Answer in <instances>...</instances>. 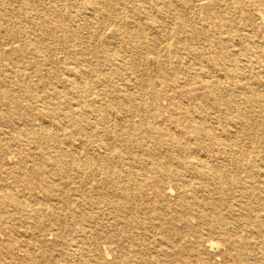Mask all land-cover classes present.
<instances>
[{
  "label": "bare ground",
  "instance_id": "1",
  "mask_svg": "<svg viewBox=\"0 0 264 264\" xmlns=\"http://www.w3.org/2000/svg\"><path fill=\"white\" fill-rule=\"evenodd\" d=\"M17 1L26 6L34 2ZM36 1L39 3L35 8L25 12L18 9L20 18L39 31L31 38L36 50L17 45L13 48L18 55L15 68H0L1 117L23 124L17 125L8 151L0 145V264H58L62 249L58 233L64 229L54 223L64 221L68 214L76 226L83 219L95 222L97 215L109 214V225L121 223L118 244L124 240L119 232L137 224L138 212L149 214L131 211L139 199L158 196L165 207L176 209L182 201L186 204L189 193L203 212L206 205L198 201L200 189L204 196L233 189L236 202L229 211L252 210L242 198L247 192L245 184L251 183L250 188L256 189L263 186L264 148L246 150L237 143L247 132L264 130V114L260 112L254 120L249 117L248 106L259 104L252 85L264 84V79L255 76L264 69V54H255L257 58L251 65L241 66L238 56L218 53L223 47L215 41L219 34L238 35L235 25L229 22L228 11L226 23L213 24L219 11L214 7L209 16L211 30L207 31L189 19L190 0H154V5L145 0L141 5L137 4L139 0H126V10L117 7L114 0H82L85 13L95 21L92 24H96L94 15L99 11L106 29L112 28L102 36L97 29L89 31V24L82 27L83 13L74 14L78 19L67 17L58 8L60 0ZM2 2L0 6H4ZM218 3L213 0L212 5ZM223 4L227 8L234 4L243 10L241 30L249 34L248 44L259 46L264 37V0H224ZM247 8L254 13V23L244 10ZM7 12H0V23L11 31L8 35L18 37L21 31L10 28L13 16ZM131 12L140 17H130ZM166 28L173 32L170 41ZM79 29H83V36L78 48L69 44V51L77 50V63L75 67H62L65 81L50 66L47 70L54 71L48 73L43 93L23 98L22 93H29L28 89L35 85L22 80L24 71L30 68L29 58L35 60L39 54L53 53L50 41L55 37L72 40L78 37ZM33 72L30 77L35 76ZM227 81L237 88H225ZM248 93H252V100H246ZM166 95V102L161 103ZM206 95H212L215 109L195 102L196 96ZM51 96L56 101L49 104ZM263 100L264 94L260 97L264 113ZM10 153L16 157L15 162L10 163ZM242 160L246 167L243 177L235 170ZM167 179L175 181L179 191L172 203L167 200L170 187L163 186ZM192 181L201 184L199 188ZM85 182L92 189L103 188L113 197L108 203L112 211H55L69 193L67 190L76 194ZM211 183L225 187L216 190ZM224 195L225 199L227 194ZM251 196L264 199L258 191ZM261 206L264 211V203ZM123 210H128L126 215ZM142 227L148 229L149 224ZM200 228L193 226L197 233L203 232ZM225 235L234 237L229 247L247 246L240 236L228 230ZM197 236L190 239V247H219L216 241ZM52 251H56L54 256ZM103 254L109 259L105 248Z\"/></svg>",
  "mask_w": 264,
  "mask_h": 264
},
{
  "label": "rangeland",
  "instance_id": "2",
  "mask_svg": "<svg viewBox=\"0 0 264 264\" xmlns=\"http://www.w3.org/2000/svg\"><path fill=\"white\" fill-rule=\"evenodd\" d=\"M2 1L4 6H0V8L3 7L5 12L8 11L7 13L13 16L11 17L13 20L10 22L12 23L10 25L13 27L10 28H16L14 29L15 31H21V35L20 33L18 34V37L8 35V32L11 31L5 28L4 23H0V68L14 69L18 55L17 52L13 51V48L18 45L21 47L24 46L25 50H27V48L36 50L31 38L39 35V31H35V25L25 20L23 17L20 18L18 9L21 11L23 10V12L26 10L28 11L35 8L39 1L33 0L34 2H30L28 6L17 0ZM41 1L46 2V0ZM145 1L148 2V5H154V0ZM124 2L125 3H123L122 0H114V4L117 7L126 10V0H124ZM143 3L142 0L137 2L138 5ZM212 3L213 0H190L189 4L191 6L187 13L190 17L189 19H191V22L196 24L197 27L210 31L211 26H209V16L214 11V7L219 11L216 14V18L214 20L212 19L214 21L213 24L226 23L227 19L225 18V14L226 11H228L231 15L229 22L232 25H235L238 35L227 36L225 32L224 34H219L221 36H219L217 40L215 39V41L223 47L219 48L220 52L218 53L221 55H231V57L238 56L241 66L251 65L250 63L252 59L257 58L255 54H264V37L260 38V41L262 42H259V46L248 44V41L251 40V38H249V34H244V30H241L243 26V10L234 6V4L227 8L223 4L224 0H219V3L214 6ZM58 6V8L69 18H75L76 16H74V14L76 12L83 13L80 16V19H83L81 20V25L83 27L84 24H89L87 28L89 31L97 29V33L103 36L104 34L109 33L110 29H112L111 27L106 29L105 25L102 23V13L99 11H97V16L94 15V17L97 18V22L96 24L93 23V25L92 22L95 21L89 19L88 14L85 13V5L82 3V0H60ZM4 10L0 12H4ZM150 10H152V8ZM244 10L249 16L248 18L251 22H255L256 18L254 13L249 8ZM132 11L137 10L135 9ZM15 15L18 18H16ZM129 16L134 18L140 17L136 12L129 13ZM76 18L78 19L79 17ZM166 21L167 20L165 19V22ZM20 28L23 29L21 30ZM82 31L83 29H79L77 32L78 37L72 38V40L55 37L50 41L52 44L50 45L55 50L53 53H38L39 55L35 60L29 58L28 62L30 63V68H27L24 71L26 73L22 80L25 82H33L35 85L34 88L28 89L29 93H22L23 98L43 93L45 90L43 83L48 81V73L54 71V68H51L49 71L47 70L50 66H54L55 71L59 74L58 77L65 81L66 71L63 73L62 67H75L74 65L77 63L74 62L77 50L69 51V44L72 43L74 44L73 48H78L79 45L77 44L83 36ZM166 31L168 38L170 37L168 39L170 41L173 32L171 28H166ZM22 32H24L23 35ZM91 41L93 42V39ZM20 42H22V44H20ZM47 42H49L48 39ZM224 42L225 45H223ZM227 42L229 44H227ZM157 49L161 50L159 47ZM2 53L6 55H2ZM45 58L48 59V62ZM31 71H34L33 73L35 76H29ZM1 76L3 75L1 74L0 78H2ZM255 76H258V79L263 80L264 69H261V71ZM50 80H53V77L50 78ZM229 84L230 82L227 81L224 84V87L229 89L237 88ZM252 87L255 89L256 98H258L259 104L257 107L248 106L250 107L249 117L254 118L255 120L258 118L257 116L260 112L262 115L264 114L262 111V103L260 101V97L264 94V84L261 83L258 85L255 83ZM197 94L199 95L198 92ZM251 94L252 93H248L246 100H252ZM167 98L168 95H166V98L163 97L161 103H165ZM236 99L239 102L241 101V98L236 97ZM55 101L56 99L51 96L49 104L54 103ZM187 101L191 103L193 102L191 97H188ZM195 102L202 104L205 103L207 106L212 105V109H215L212 95H206L205 97L200 98L196 96ZM49 104L47 109L50 108ZM2 110L3 106L0 105V113ZM49 115L53 117L54 114L49 113ZM229 118L233 119L230 116H227V119ZM232 124L234 123L232 122ZM17 125L21 127L23 124H21V122L18 124L12 120L2 119L0 114V145H2L6 151H8L13 144L12 137L19 128ZM62 127H65V125H61V128ZM58 132H61V130ZM87 132H89V130H87ZM247 133L249 134L243 135L241 140H238L237 145L245 147L246 150H262L264 148V130L257 134L253 132ZM258 135L260 137L259 140ZM76 137L81 138V136ZM90 138L92 137H88L89 140ZM8 156L10 157V163L15 162L16 157L13 153L8 154ZM240 163L237 164L238 166L235 170L239 171L240 176L243 177L246 170L245 160L240 161ZM223 171L224 170H220L219 173H222V175L226 173L227 175V172L225 171L224 173ZM193 184L198 188L201 185L196 182H193ZM211 184L216 190L225 187L221 184ZM207 185L210 184L207 183ZM251 185V183L245 184V188H247L245 191L247 192L244 193L245 197L242 198L243 201L246 203L248 202L251 206V211H229V208L233 206L232 203L236 202L232 197L233 189L224 191L227 194L225 199L223 198V196H225L224 192L218 191L209 196H204L203 190L200 189L199 194L201 195V200L198 201L203 200L206 205L203 212L200 207L197 206V200L190 197L189 193L186 195V204L182 201L179 208L176 209L173 207H165L164 200L158 196L152 198V200L146 201L139 199L136 201L134 206L135 209L131 211H149V214L148 216L146 214L144 216L143 212H138L136 218L137 224L128 225L123 232H119L124 238L121 242L119 241L120 245L119 243L117 244V233L119 230L118 226L120 227L121 223L109 225L111 220L109 214L97 215L95 222L92 221V219H83L78 226L72 222L73 216L68 214V218L64 221L57 220L54 223L56 226L61 224L64 229L58 233L62 243L60 262L58 264H98L94 261H90L92 259H95L96 262H102L103 264H197V261L199 260V264H264V211H262L263 207L261 206V204L264 203V199L260 198L262 200H257L251 196L255 191H258V194L264 195V183L263 186L258 189L250 188ZM163 186L167 188L170 187L167 200L171 203L175 202L177 195L179 194L175 181L167 179ZM163 186L161 184V187ZM237 186L238 185H233V188H236ZM66 188L65 190H67ZM79 190L80 191L76 194H72L71 190H67L69 193L56 205V208H54L55 211H112L108 207V203L113 201V197L107 195L103 188L92 189L91 184L85 182ZM143 202H145V204ZM218 203L219 205L216 207V204ZM200 210L202 213L199 219L198 211ZM123 211L126 215L128 210ZM149 221H151V223ZM147 223L149 224V228H143L142 226ZM236 223H238V225ZM196 225L201 226L200 229L203 231L202 233H197L193 229V226ZM227 230L230 234H235V236L243 238L247 246L244 248L239 245H233L236 246V248L233 246L229 247V245L232 244L234 237L226 236L225 232H227ZM197 235H199L201 240L210 238L216 241L219 244V247L213 250H207L202 246L190 247V239L198 237ZM0 236H2V233H0ZM104 248L110 254L109 259L103 254ZM237 252H239V254H237ZM52 254V256H54L56 251H52ZM181 254H183L182 257L179 256Z\"/></svg>",
  "mask_w": 264,
  "mask_h": 264
}]
</instances>
